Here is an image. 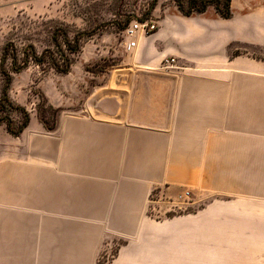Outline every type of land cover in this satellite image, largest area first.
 Listing matches in <instances>:
<instances>
[{
	"label": "crops",
	"instance_id": "1",
	"mask_svg": "<svg viewBox=\"0 0 264 264\" xmlns=\"http://www.w3.org/2000/svg\"><path fill=\"white\" fill-rule=\"evenodd\" d=\"M231 13L169 9L133 60L178 74L111 78L121 86L98 93L93 113L3 163L0 264H97L113 249L110 264L264 260L253 252L264 218L248 213L264 211V9L231 0ZM156 187L191 190L194 204L164 202L158 218Z\"/></svg>",
	"mask_w": 264,
	"mask_h": 264
},
{
	"label": "rangeland",
	"instance_id": "2",
	"mask_svg": "<svg viewBox=\"0 0 264 264\" xmlns=\"http://www.w3.org/2000/svg\"><path fill=\"white\" fill-rule=\"evenodd\" d=\"M252 1L264 9V0ZM204 2L207 8L218 5L222 11L226 9V0H0V52L6 45L20 50L33 47L43 58V64L30 63L13 75L10 98L27 111L30 122L18 136L0 125V167L5 161H19L20 156L31 154L37 135L49 133L57 122L93 113L91 102L98 93L121 86L111 78L178 74L170 72L174 68L161 65L164 70L157 69L159 73L135 62L136 49H126L129 39L125 31L134 21L157 28L173 7L195 16ZM66 38L77 40L79 49L71 55L70 70L57 72L49 65L50 53L68 55ZM259 47L252 45L250 50L258 52ZM13 117L20 119L19 114ZM248 213L253 219L264 218V211ZM253 252L264 253V229L253 239ZM114 256L115 249L103 254L97 264H110ZM258 263L264 264V260Z\"/></svg>",
	"mask_w": 264,
	"mask_h": 264
},
{
	"label": "trees",
	"instance_id": "3",
	"mask_svg": "<svg viewBox=\"0 0 264 264\" xmlns=\"http://www.w3.org/2000/svg\"><path fill=\"white\" fill-rule=\"evenodd\" d=\"M226 1L225 11H222L218 5L216 10L221 17L229 19L232 15L230 9L231 0ZM207 6L208 3L204 2V5L197 9V12H204ZM180 10L185 16H190L189 12H184L181 8ZM62 34L65 37V33ZM66 42L68 55H65V53H50L49 65L57 72L66 73L70 70L72 65L71 55L79 49L77 40L69 41L66 38ZM30 63L43 64L42 56L33 47H30V50H20L13 45H6L0 52V125H4L7 132L14 136L20 135L27 128L30 119L23 107L13 103L9 95V89L13 81V75L22 72ZM14 114H19L20 119L15 120Z\"/></svg>",
	"mask_w": 264,
	"mask_h": 264
},
{
	"label": "built area",
	"instance_id": "4",
	"mask_svg": "<svg viewBox=\"0 0 264 264\" xmlns=\"http://www.w3.org/2000/svg\"><path fill=\"white\" fill-rule=\"evenodd\" d=\"M155 29L156 27L153 24H142L138 21H134L133 23H131L128 29H126L125 31V36L127 39H129L125 45L126 49L129 51L136 49L138 47L140 36L143 34H147L148 32H152ZM173 63L174 59H166L163 66L165 68H170L172 67ZM149 201L151 205L155 206V208H152V210L156 213H160L161 210L160 208H158V205H161L164 202H169L172 205L170 208L172 212H184L194 204L193 194L191 190L183 189L172 199L167 197L160 187L152 189L149 195Z\"/></svg>",
	"mask_w": 264,
	"mask_h": 264
}]
</instances>
